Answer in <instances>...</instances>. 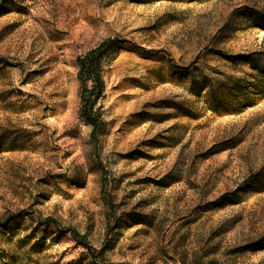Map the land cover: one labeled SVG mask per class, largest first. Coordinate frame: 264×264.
Returning <instances> with one entry per match:
<instances>
[{
	"label": "rangeland",
	"instance_id": "374dc122",
	"mask_svg": "<svg viewBox=\"0 0 264 264\" xmlns=\"http://www.w3.org/2000/svg\"><path fill=\"white\" fill-rule=\"evenodd\" d=\"M0 264H264V0H0Z\"/></svg>",
	"mask_w": 264,
	"mask_h": 264
},
{
	"label": "trees",
	"instance_id": "16d2710c",
	"mask_svg": "<svg viewBox=\"0 0 264 264\" xmlns=\"http://www.w3.org/2000/svg\"><path fill=\"white\" fill-rule=\"evenodd\" d=\"M109 43L110 42H105L101 44L96 49L89 51L84 57L78 59V64L80 66L78 77L83 88L81 98L83 99L85 106V119L87 123L92 126L93 132L98 129L99 125L98 116L95 113L96 111H93V107L102 93V84L98 73L99 60L105 50L108 49L107 46L109 45ZM89 80L92 81L91 89L87 88L86 86V83ZM13 219L14 218L11 217L8 220L12 221ZM72 235L75 241L85 247H88L83 237L78 236L75 232H72ZM90 251L93 254V251Z\"/></svg>",
	"mask_w": 264,
	"mask_h": 264
}]
</instances>
